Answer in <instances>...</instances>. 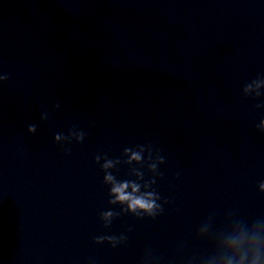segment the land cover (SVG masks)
Instances as JSON below:
<instances>
[{"label": "water", "instance_id": "1", "mask_svg": "<svg viewBox=\"0 0 264 264\" xmlns=\"http://www.w3.org/2000/svg\"><path fill=\"white\" fill-rule=\"evenodd\" d=\"M0 264H264V0H0Z\"/></svg>", "mask_w": 264, "mask_h": 264}, {"label": "clouds", "instance_id": "2", "mask_svg": "<svg viewBox=\"0 0 264 264\" xmlns=\"http://www.w3.org/2000/svg\"><path fill=\"white\" fill-rule=\"evenodd\" d=\"M123 187H126V185L122 186L121 188L114 189V191H116V192H118V193L121 194L120 195V198L121 199H128V197H126V196L123 195ZM132 206L133 207H135V206H141V207H145V208H150L151 207L150 204H148V203H146L144 201H141V200H135V201H133Z\"/></svg>", "mask_w": 264, "mask_h": 264}]
</instances>
